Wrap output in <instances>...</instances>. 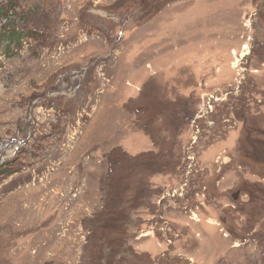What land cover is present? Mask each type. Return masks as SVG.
<instances>
[{
    "label": "rangeland",
    "instance_id": "obj_1",
    "mask_svg": "<svg viewBox=\"0 0 264 264\" xmlns=\"http://www.w3.org/2000/svg\"><path fill=\"white\" fill-rule=\"evenodd\" d=\"M0 264H264V0H0Z\"/></svg>",
    "mask_w": 264,
    "mask_h": 264
},
{
    "label": "trees",
    "instance_id": "obj_2",
    "mask_svg": "<svg viewBox=\"0 0 264 264\" xmlns=\"http://www.w3.org/2000/svg\"><path fill=\"white\" fill-rule=\"evenodd\" d=\"M8 35H11V32H9ZM16 35H18L17 37H19L20 36V33L18 32Z\"/></svg>",
    "mask_w": 264,
    "mask_h": 264
}]
</instances>
